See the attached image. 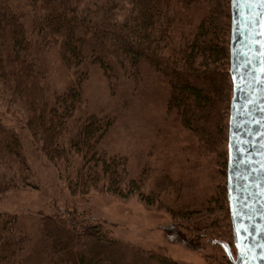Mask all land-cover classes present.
I'll list each match as a JSON object with an SVG mask.
<instances>
[{
	"label": "trees",
	"instance_id": "1",
	"mask_svg": "<svg viewBox=\"0 0 264 264\" xmlns=\"http://www.w3.org/2000/svg\"><path fill=\"white\" fill-rule=\"evenodd\" d=\"M230 29L231 0H0L1 102L22 112L19 121L73 194L137 195L172 213L174 242L201 250L230 218ZM52 48L75 76L60 93L52 92L46 69ZM93 67L112 87L121 83L141 100L148 94L164 105L165 114L196 138L189 153L218 155L222 183L214 195L193 198L198 179L189 174L177 181L169 173L146 192V171L132 178L128 156L102 148L117 118L82 108ZM28 172L22 138L0 114V194L29 186ZM171 191L176 205H165ZM8 214L0 213V264H182L166 248L116 237L77 210L43 217L44 250L28 257L31 235L21 217Z\"/></svg>",
	"mask_w": 264,
	"mask_h": 264
},
{
	"label": "rangeland",
	"instance_id": "2",
	"mask_svg": "<svg viewBox=\"0 0 264 264\" xmlns=\"http://www.w3.org/2000/svg\"><path fill=\"white\" fill-rule=\"evenodd\" d=\"M46 66L52 92L65 91L75 76L73 71L62 66L58 49L50 50ZM96 68L90 69V77L84 84L87 105L84 102L82 108L91 114L117 118L103 139L102 148L113 154L127 155L132 178H138L146 171V192L156 185L164 173H169L177 181L180 176L198 179V189L195 192L193 188L191 195L193 198L214 195L215 189L222 183L218 155L211 153L204 158L189 153L188 149L192 142L197 141L196 138L175 118L165 114L164 105L150 98L144 91L146 96L141 100L140 96L135 92L130 93L121 83L117 88L112 87L102 71ZM1 101L0 96V114L22 138L24 157L29 166L27 183L30 184L0 194V213L21 217L32 238L28 246V251L31 249L28 257L41 254L44 250L45 241L41 235L43 217L64 210H77L93 221L103 222L116 237L146 249L166 248L169 255L182 264H234L237 249L231 212L230 226L224 220L223 229L211 235L216 241L222 239V244L211 241L210 237L203 242L201 250H193L171 239L168 228L176 221L170 211L151 207L137 195L123 199L94 189L87 195L73 194L68 183L59 177L57 168L36 144L28 128L19 121L22 112L18 107L8 106ZM163 202L165 205H176V194L171 191ZM224 242L230 244V250L228 245L225 248Z\"/></svg>",
	"mask_w": 264,
	"mask_h": 264
},
{
	"label": "water",
	"instance_id": "3",
	"mask_svg": "<svg viewBox=\"0 0 264 264\" xmlns=\"http://www.w3.org/2000/svg\"><path fill=\"white\" fill-rule=\"evenodd\" d=\"M230 73L227 188L234 264H264V0H231Z\"/></svg>",
	"mask_w": 264,
	"mask_h": 264
}]
</instances>
